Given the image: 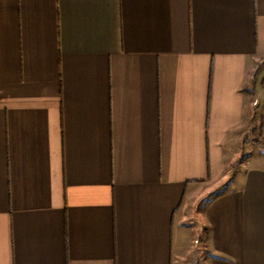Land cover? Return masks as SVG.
<instances>
[{"label":"crops","instance_id":"obj_1","mask_svg":"<svg viewBox=\"0 0 264 264\" xmlns=\"http://www.w3.org/2000/svg\"><path fill=\"white\" fill-rule=\"evenodd\" d=\"M263 140L264 0H0V264H264Z\"/></svg>","mask_w":264,"mask_h":264},{"label":"rangeland","instance_id":"obj_2","mask_svg":"<svg viewBox=\"0 0 264 264\" xmlns=\"http://www.w3.org/2000/svg\"><path fill=\"white\" fill-rule=\"evenodd\" d=\"M253 126L251 129V135L253 137H258V131H259V123L261 121V116L259 114L256 113V108H254V114H253ZM255 139V138H254ZM264 141V140H263ZM263 144H260V142H258L257 144L254 145V148L252 150V153H255L256 149L255 146L257 147V149L262 150V147H264V142H262Z\"/></svg>","mask_w":264,"mask_h":264}]
</instances>
